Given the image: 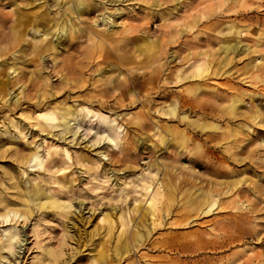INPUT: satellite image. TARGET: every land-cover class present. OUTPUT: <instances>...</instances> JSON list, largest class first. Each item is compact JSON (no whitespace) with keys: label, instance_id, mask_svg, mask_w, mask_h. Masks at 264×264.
<instances>
[{"label":"rangeland","instance_id":"rangeland-1","mask_svg":"<svg viewBox=\"0 0 264 264\" xmlns=\"http://www.w3.org/2000/svg\"><path fill=\"white\" fill-rule=\"evenodd\" d=\"M58 1L0 0V198L3 205L20 202L37 188L45 202L11 205L27 218L15 220L20 235L12 251L0 253V264H97L101 249L114 264H264V0H95L114 27L95 59L94 32L105 28H96L95 8L67 12L80 28L75 37L66 29L60 40L42 35L55 19L64 21L72 4L59 8ZM239 38L238 49L224 51ZM36 46L54 48L40 56ZM196 63L206 64L207 74L194 77ZM88 101L103 116L72 119L69 127L35 118L39 105ZM106 124L119 126L118 146ZM200 124L227 133V148L243 159L227 152L229 161L208 172L205 151L222 150V140L205 141ZM169 128L184 145L162 142ZM35 151L44 164L26 163ZM214 186L227 191L220 207L189 213L183 203ZM222 220L233 239L221 247ZM15 221L0 216V235ZM137 233L139 246L132 245ZM126 241L129 257L116 250Z\"/></svg>","mask_w":264,"mask_h":264},{"label":"bare ground","instance_id":"bare-ground-1","mask_svg":"<svg viewBox=\"0 0 264 264\" xmlns=\"http://www.w3.org/2000/svg\"><path fill=\"white\" fill-rule=\"evenodd\" d=\"M58 1V0H56ZM117 0H110L111 3H115ZM237 1H241V0H237ZM72 4H69V3ZM67 4H69L66 7V10H64L63 12L66 14L65 15V19L63 22H59L55 19V21H53L52 24H50V26L48 27V29L46 31H44V33L42 35H44L45 37L47 36H52L54 37L55 35H57V37L59 38V40L61 39V37L59 36V33L64 31L66 29V31H68V37L69 38H73L76 36V33L79 32L80 28H78L74 22H70V19L67 17V12H72L74 14H77L80 16V14H84L87 13L88 11H91L92 9L95 8L96 11H98L97 17L98 20L100 21V23H95L96 28H98L101 23L103 22L102 25H105V28L102 30H96V35L93 39L94 44L91 47V52H90V57L93 59L98 58L100 56L103 55V53L106 51L105 47L106 45H109L110 42L109 38H111L114 34V30H113V25L110 26L111 22V13L107 14L105 11H100V9H98L97 6H99V3H97L95 0H62L61 2L58 1V6L59 8H62L63 6H66ZM21 16L24 17V14L21 13ZM18 17L17 19V23L18 24H23V20L22 17ZM26 16V14H25ZM44 18V17H43ZM42 18V20H43ZM50 19H44L43 21L45 22H49ZM29 21H26V23H28ZM70 22V23H69ZM39 20L37 25H39ZM115 25V24H114ZM35 27V23L33 21V24H31V28ZM38 27V26H37ZM39 28V27H38ZM38 28H34V32L35 33H39L40 30ZM59 31V32H58ZM103 32L104 35H101L98 32ZM90 32H92L90 30ZM239 35L240 32L238 31ZM99 36V37H98ZM67 38V35H66ZM235 41V43H233ZM233 42H226L224 43L223 47H224V51L228 52V51H235V49L239 48L240 44H241V39H237L234 40ZM144 43H146V41H144ZM38 47V46H36ZM53 46H45L42 48L38 47V52L39 55H42V52H44L45 50H49V49H53ZM241 48V47H240ZM249 48V47H248ZM247 47H244L243 50L248 49ZM109 54V53H108ZM107 54V55H108ZM193 70V76L194 77H200L203 76L205 74H207L208 70V66L203 63H196L193 65L192 67ZM18 68H14L13 72H17ZM42 86H46L45 90H47V88L49 87L48 84H42ZM39 95H42L43 97L46 96V91L41 92L40 90L38 91ZM0 100H3V97L1 96L0 93ZM80 107V108H79ZM75 106L73 107L72 105H66V104H51L48 103L46 106H41L39 105L36 109V113H35V118L39 121H44L47 123V125H49L50 127H57V126H66L69 127L70 126V122L72 119L75 120H80L82 121L84 119V116H103L102 111L100 112V109L95 108L94 106H92V102L88 101L85 102V104H82L81 106ZM170 113L172 115H175L176 113V108L171 107L170 108ZM112 116V115H110ZM184 116H181L180 119L183 120ZM106 121V120H105ZM57 122V123H56ZM108 125V132L106 133V136L108 138V140L113 143L115 146H118L119 144V132L117 130V127H119L117 124L116 125H110V124H106ZM200 128L202 129L203 134L205 133V141H209L212 142L213 140L216 139H220L222 140V145H220L222 150L219 149H215L213 148V145H209L205 151L207 159L206 161H204V165L205 168L207 169L208 172H215L216 170L215 168H213V165L217 162V163H223L226 161H229V156L227 155V152L230 153L231 155H233L236 159H243L241 157H238L239 154V150H233L230 148H227V133H223V134H217V132H220L219 128L213 124L210 125H205V124H200L199 125ZM170 133V138L167 137H163L162 142L164 144H168V142H166L168 139L172 140L173 142H179L182 145L185 144V141L183 139H178V137L174 134V130L173 128H169ZM202 137V136H201ZM218 137V138H216ZM183 140V141H182ZM190 156H196L197 158V153L196 152H189ZM186 158V157H183ZM195 157H192V161H194V164L198 167H201L202 165H200V163L194 159ZM26 163L28 164H33L35 166L37 165H42L44 164V158L43 156L40 154L39 151H35L33 153H31L27 159H26ZM25 163V164H26ZM224 172L222 177L223 179L221 180H226L225 176H227L226 170H223ZM226 173V174H225ZM226 181H217L218 186L222 187L225 184ZM217 186H214L213 189L210 187L209 190L205 191V190H201L200 192H198V194H193L191 195L188 200L186 202L183 203V205L187 206V209L190 212H200V214H204V213H209L214 209H217L220 207L221 201L219 199L220 195L224 192L227 193V191H221L219 192L216 189ZM258 189H261V187L257 186ZM222 189V188H221ZM223 190V189H222ZM174 191V190H172ZM0 194L1 191H0ZM170 195V196H169ZM168 197V201H171L175 198L173 194H169ZM22 198L20 197V202H17L16 200L13 199H8V204L5 203L3 205L4 202L7 201L6 198H0V202L3 205V211L1 212V218L3 221H10L12 222L13 220L15 221L16 219H19L20 217H23L24 219L27 218L26 213L21 212V210H19L18 208H12L11 205L12 204H21L29 209H33L32 207V202L35 203L36 201V206L37 207H42L45 202H42L41 199V190L34 188L32 190L26 191L25 193L21 194ZM50 203H54L56 202V204L58 206H62L63 208H65L66 206H70V204H61L59 202H57L56 200H49ZM218 204V206L216 208H214V206ZM222 208H224V206H222ZM152 209L149 208V211H151ZM164 212H169V205L168 203L166 204V209H164ZM189 216V215H188ZM190 216L187 218L189 219ZM189 223V222H188ZM222 232H223V236H221V241L216 242L219 243V245L225 246L227 245V241L233 239L232 236L227 235V221L222 220L218 222ZM229 226V225H228ZM230 227V226H229ZM20 235V229L17 228V221H15V223H13L9 228L5 229V232L3 234V236L0 235V253H2V251L4 250H9L12 251L15 248V243L16 240H18V237ZM144 239H143V235L140 233L135 234L134 239L132 240V245H136L139 246L140 243L143 244ZM117 253L121 254L119 252H122V255H127L128 257L130 256L131 253V245L129 242H125L123 244V250L119 251V246L116 247ZM48 253L50 256H52L53 258L58 257L60 254L52 249L48 250ZM1 256V254H0ZM4 257V256H3ZM110 255L108 253H105L102 249L99 250L98 252V256L93 257V260L97 263V264H101L103 263L102 259H106L108 261H110L112 264H114L116 261L114 260H110L109 259ZM213 258H217L216 256H209L207 258L208 261H210ZM49 262H52L51 260H49ZM196 264V263H193Z\"/></svg>","mask_w":264,"mask_h":264}]
</instances>
